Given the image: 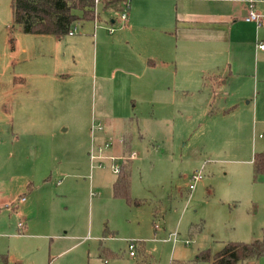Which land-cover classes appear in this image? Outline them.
<instances>
[{"label":"rangeland","instance_id":"rangeland-1","mask_svg":"<svg viewBox=\"0 0 264 264\" xmlns=\"http://www.w3.org/2000/svg\"><path fill=\"white\" fill-rule=\"evenodd\" d=\"M135 2L138 0H131L127 12L131 7L134 10ZM192 2L178 0L180 17L183 6ZM223 3L218 4L222 7ZM231 4L240 11L245 7L246 13L247 5L242 0H226L223 8L229 11ZM261 8L264 2L257 0L256 11L264 12ZM97 11L101 19L78 20L76 30L62 40L53 34L42 39L15 25L11 1L0 0V125L5 127L0 130V174L3 172L5 179L0 185V198L7 197L0 206V264L4 256L8 264H209L195 260L200 251L209 249L214 255L229 241L262 238L264 174L255 176L251 159L255 152L264 151V50L248 43L244 48H233L232 58L239 64L226 83L208 78L205 86L204 79L196 77L187 65L189 73H179L180 89L168 107L164 92L157 87L159 71L154 70L153 80L146 82L153 97L139 96L144 100H137L135 119L116 126L103 124L104 130H109L107 137L113 139L103 152L104 166H98L99 160L93 161L87 152L91 143V123L87 122V144L83 137L78 170H73L70 158H55L50 188H38V178L33 180L36 187L29 210L30 228L19 233L18 221L23 218L12 205L24 193L31 198L32 190L26 187L32 179L27 164L31 155L22 142L14 167L9 172L2 168L3 154L13 147L8 136L12 128L5 94L20 92L27 97L25 103L31 104L29 97H35V87L52 89L50 103L40 105L53 110L57 130L65 121L69 125L67 133L72 134L75 106L82 101V117L86 119L92 114L93 104L102 99L94 90L100 66L111 72L120 60L126 61L122 48L106 47L102 51L93 42L95 34L117 38L127 28L126 22L119 20L122 11H103L101 3ZM255 26L237 20L233 30L244 41H256ZM258 37L264 38V22ZM60 71L73 74L60 79L56 75ZM116 71L119 82L126 73ZM218 73L224 78L229 75L228 68ZM233 90L238 93H231ZM206 96L214 100L213 105L204 103ZM230 99L237 104H229ZM123 131L131 151L123 150L125 158L135 156L132 164V159L126 164L131 168V196L143 200L139 205L112 192L117 173L109 157H116L118 163L124 160L119 147V140L125 142L120 137ZM77 134L76 128L75 137H69L72 145L77 143ZM3 136L8 139L5 143ZM200 169L202 178L190 190L191 178ZM129 240L136 243L134 255ZM103 246L105 252H101ZM235 264H264V255Z\"/></svg>","mask_w":264,"mask_h":264},{"label":"crops","instance_id":"crops-1","mask_svg":"<svg viewBox=\"0 0 264 264\" xmlns=\"http://www.w3.org/2000/svg\"><path fill=\"white\" fill-rule=\"evenodd\" d=\"M99 1L97 2V6L100 4ZM209 1L194 0L191 4L187 3L182 8L183 17H180L181 8L178 0H138V2H135L136 5L133 4V6L135 5L134 10L131 7V11L128 12V18L124 25L127 28L121 30L117 38L115 36L106 37L95 34L93 42L97 49L99 47L103 51L106 47L122 48L126 61L122 62L120 60V64H116V67L112 68L111 72L108 68H104L103 65L100 66L102 71L96 75L95 79L97 81H94V90L96 89V95L100 94L102 99L99 103L93 104L92 114L91 116L90 114L86 116V119L82 117V101L79 102V105L75 106L74 131L72 134L67 133L69 125L65 121L62 122L59 130H57L53 110L49 111L48 107L46 110L43 108V105H40L46 101L50 103L51 94H53L52 89L35 87V97H32L31 94L29 97V100H32L31 104L25 103L27 97L21 96L20 92H7L5 94L7 97L5 110L8 117H10L12 132L10 133L8 130L6 133L9 132L8 136L11 137L13 147L3 154L2 168L9 172L14 167L15 162L19 160L18 155L21 153L20 143L23 142L30 150L31 155L28 157L30 163L27 162V164L31 169V173L28 175L32 179H29L31 181H28L26 184L27 189L32 190L30 194L35 192L36 185L33 186L32 183L33 180L36 181V177L38 178V182L41 183V185L37 186L38 188H50L48 187L50 185L49 175H51V172L53 173L52 167L55 158L60 161L65 160L66 157L70 158L69 164L73 170H78L80 161H82L80 149L83 146V137L86 139L87 144L88 134L86 131L88 132V129L84 130L87 128V124L91 123L92 126L93 121H98L102 124H109V126H116L119 122L126 123L133 121L136 117L134 112L137 109V100H144L139 98V96L151 95L153 97L154 92L146 82L153 80L154 70L159 71V83L157 87H160V91L164 92L167 107L173 105L176 90L180 89L178 83L179 73L181 71L189 73L186 68L187 65H191V72L194 75L196 74V77L204 79L203 84L205 86L208 78L220 83H226L230 80V76L235 74L239 64L238 61L235 62L232 58L233 48H244L246 47V43H248L258 50H264L257 46L259 40L264 41V38L258 37V31L262 26H257L255 22L244 19L248 13V2L246 0H242L247 5L246 13L244 11L245 7L242 6V10L240 11L234 4H231L227 8L229 11H227L223 8L226 0H223L222 7L218 4L222 0ZM260 1L264 2V0ZM127 2L129 9L131 0H127ZM256 2L257 0H255V6ZM261 9L264 11V8ZM243 11L245 14L239 15ZM261 13L264 14V12ZM237 20L256 25V41L253 39L244 41L236 35L233 29ZM111 22L114 24L116 17L113 16ZM110 26L112 27L109 30L113 31V25ZM112 28L113 30H111ZM136 28L140 30L136 31ZM46 36H49V34H36V37H42V39ZM56 38L62 40V38L57 36ZM46 39L50 40L51 38ZM180 41L183 42V45L180 44ZM17 46H21L19 41H17ZM21 49L25 52L27 50L25 46H21ZM164 52H166V55ZM214 54H217V56H213ZM186 61L189 62L184 64ZM104 64L109 63L104 62ZM221 68L224 70L228 68L229 75L226 74L225 78L222 74L218 73ZM116 70L126 73L125 77H122L119 82L116 81ZM72 74L70 71L56 73L60 79L61 77L68 78ZM109 81L112 82L110 87ZM117 90H121L119 95L116 93ZM228 90L224 91V93L229 97ZM231 93H238V91L233 90ZM105 99H107L106 102L104 101ZM213 102L214 100L210 96L205 97L204 103L206 105H213ZM233 102L230 99L229 104H233ZM224 103L228 104V101L225 99ZM236 104L234 103L233 105ZM3 128H5L3 124L0 125L1 131ZM76 128L78 130L77 143L72 145V138L69 139V137H75ZM107 131L109 130L105 129L95 134L91 131V143L90 148L87 150L88 154H90L95 144L103 143L106 140H111L113 144V139L106 135ZM61 132L64 134H61ZM122 133L120 137L125 142L122 143V139L121 141L119 140V147L123 156L126 157V152L123 150L127 149V152L131 153V151H128L130 144L127 135L124 131ZM7 141L8 139H3V143ZM68 142L70 146L67 144ZM85 146L87 147L88 145ZM131 156L128 159H132V164L135 156ZM128 159L124 158L122 162H126ZM251 161L253 163V157ZM4 180L2 172L0 174V185H4ZM9 180L12 181L13 178L11 177ZM6 199L7 197H4L2 200L0 198V206L3 202L7 201ZM33 199V194L29 199L27 193H24L20 200H18L19 202L12 205L13 209L17 207L18 213L23 218L18 221L19 233L25 231L24 228H30L28 226V219L32 214L29 210Z\"/></svg>","mask_w":264,"mask_h":264},{"label":"trees","instance_id":"trees-1","mask_svg":"<svg viewBox=\"0 0 264 264\" xmlns=\"http://www.w3.org/2000/svg\"><path fill=\"white\" fill-rule=\"evenodd\" d=\"M103 11H122L129 7L127 0H100ZM13 21L26 33L53 34L62 38L70 33L78 20L101 19L96 0H11ZM255 176L264 174V151L253 155ZM131 169L126 162L121 163L120 172L113 182L115 197H122L137 205L143 203L131 196ZM103 246L101 252L106 251ZM109 250V249H108ZM113 252L110 251V254ZM264 255V235L252 241L232 240L214 255L209 249L200 251L195 260H206L209 264H235L238 261L258 259ZM2 264H8L7 256Z\"/></svg>","mask_w":264,"mask_h":264},{"label":"built area","instance_id":"built-area-1","mask_svg":"<svg viewBox=\"0 0 264 264\" xmlns=\"http://www.w3.org/2000/svg\"><path fill=\"white\" fill-rule=\"evenodd\" d=\"M97 2L99 0H96ZM248 2V13L245 16V20L247 21H253L257 24V26H262L263 22H264V14L261 12L256 11L255 9V0H246ZM128 18V12L126 11V9L122 10L121 15L119 20L120 21H126ZM76 25L73 26V28L71 29L70 33H72L73 31L76 30ZM113 30V28L111 29ZM257 46L264 49V41L263 40H259L257 42ZM91 131L93 134H95L98 131H104V126L101 122L98 121H93L92 126H91ZM112 145V141L111 140H106L103 143H98L95 144V146L92 147L91 151H90V155L93 161H96V159L99 160L98 162V166H104V162H103V158H105V155H103V152L106 148L110 147ZM98 152V153H96ZM112 160V170L115 173H119L120 172V168H121V163L115 162L116 157L112 156L109 157ZM125 158V157H124ZM202 178V169L197 170L192 179V182L189 185L190 190H193L196 186V183ZM157 227V226H156ZM136 243L133 240H129V248H130V253L132 255L135 254L134 248H135Z\"/></svg>","mask_w":264,"mask_h":264}]
</instances>
